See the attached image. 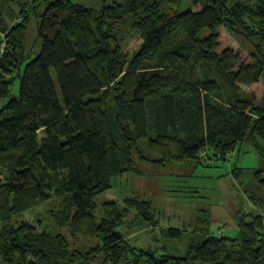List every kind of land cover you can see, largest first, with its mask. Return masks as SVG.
<instances>
[{
  "label": "trees",
  "instance_id": "trees-1",
  "mask_svg": "<svg viewBox=\"0 0 264 264\" xmlns=\"http://www.w3.org/2000/svg\"><path fill=\"white\" fill-rule=\"evenodd\" d=\"M188 2L179 13L181 0H124L100 10L71 0H0L3 264H264L261 216L237 217L235 237L212 236L208 221L197 219L182 258L135 251L116 231L124 214L109 200L96 222L95 198L132 167L134 153L143 155L141 140L161 166L200 164L208 150L226 159L248 134L264 154V108L246 91L264 81V0ZM127 15L139 40L131 58L112 35ZM32 16L40 42L33 59ZM221 34L244 48L248 63ZM53 198L67 202L59 225L100 246L71 250L63 235L21 219ZM148 206L131 200L126 210L149 221Z\"/></svg>",
  "mask_w": 264,
  "mask_h": 264
},
{
  "label": "rangeland",
  "instance_id": "rangeland-1",
  "mask_svg": "<svg viewBox=\"0 0 264 264\" xmlns=\"http://www.w3.org/2000/svg\"><path fill=\"white\" fill-rule=\"evenodd\" d=\"M74 4L87 9L100 10L103 7L122 5L124 0H71ZM190 7L188 0H181L178 12L183 13ZM31 22V23H30ZM26 36L27 46L33 48L32 59L40 49L36 43V20L32 16ZM136 18L125 16L114 35L115 45L128 54L129 58L138 51L139 40L135 30ZM9 25L11 21L7 20ZM225 48L238 53L242 62L249 60L245 51L226 34L220 35ZM247 50L255 52L249 42L244 41ZM264 65V47L258 55ZM57 85V83H56ZM18 80L10 88L11 95H17ZM256 95L257 102L264 108V81L246 88ZM4 101L0 102V109ZM115 118V117H114ZM116 122V120H115ZM139 151L131 158L132 167L117 177L109 192L95 198V218L99 223L103 217L102 203L109 200L123 212L116 231L127 244L137 252H150L156 257L182 258L186 255L189 243L194 238L193 230L197 219H206L210 235L217 237H235L239 231L237 217H243L248 223L251 216L264 220V179L263 143L260 139L247 135L226 159L214 157V151L208 150L201 155L200 164L161 166L153 162L154 156L147 154L145 141H139ZM141 149V150H140ZM207 155L209 160L206 159ZM148 204L151 219L144 220L137 211L126 205L129 201ZM258 201V204L255 202ZM67 202L53 198L40 208L22 215L25 220L51 234L63 235L71 250L93 251L100 242L85 236L72 235L69 226L59 225L61 212ZM63 215V214H62ZM168 229L179 230L181 238L169 237ZM262 237V236H261ZM264 240V238H263ZM0 264H3L0 259Z\"/></svg>",
  "mask_w": 264,
  "mask_h": 264
}]
</instances>
